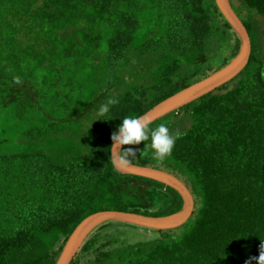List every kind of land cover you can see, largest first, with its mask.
Masks as SVG:
<instances>
[{
    "label": "trees",
    "instance_id": "obj_1",
    "mask_svg": "<svg viewBox=\"0 0 264 264\" xmlns=\"http://www.w3.org/2000/svg\"><path fill=\"white\" fill-rule=\"evenodd\" d=\"M229 2L251 35L246 65L149 123L174 134L188 120L163 162L150 139L123 146L138 150L132 162L178 176L195 196L192 215L129 243L100 230L127 223L99 224L70 264H245L259 256L264 0ZM238 45L215 0H0V264H55L74 226L97 210L179 211L178 191L114 168L111 135L126 116L221 68ZM109 98L118 103L102 116Z\"/></svg>",
    "mask_w": 264,
    "mask_h": 264
},
{
    "label": "water",
    "instance_id": "obj_2",
    "mask_svg": "<svg viewBox=\"0 0 264 264\" xmlns=\"http://www.w3.org/2000/svg\"><path fill=\"white\" fill-rule=\"evenodd\" d=\"M215 3L220 13L223 14L239 37L238 50L235 55L221 68L215 69L209 75L185 86L184 89L156 102L137 117H147L151 122L158 117L177 110L189 101L227 83L238 75L246 65L251 51L249 30L242 18L233 10L229 0H215ZM114 168L118 170L115 166ZM118 171L123 174L132 173L149 177L173 188L182 196L183 207L179 211L161 216L133 210H97L85 215L71 230L55 264H70L88 233L104 222L117 221L166 230L182 225L192 215L195 209V196L190 188L173 173L160 169V167L136 162H132L129 168Z\"/></svg>",
    "mask_w": 264,
    "mask_h": 264
},
{
    "label": "clouds",
    "instance_id": "obj_3",
    "mask_svg": "<svg viewBox=\"0 0 264 264\" xmlns=\"http://www.w3.org/2000/svg\"><path fill=\"white\" fill-rule=\"evenodd\" d=\"M118 100L109 98L106 103L101 104L99 114L105 115L110 110V105H115ZM150 121L147 117L126 116L118 126V131L111 135V162L118 170H124L132 165V160L137 157V149L132 147L124 148L125 145H138L141 142L151 140L153 158L158 162H163L169 157L175 147L176 140L183 134L176 131L170 132L165 123L159 124L155 129H150ZM146 147V146H145ZM143 150H140V154ZM255 260L257 264H264V242L259 245V256L250 257L245 264H252Z\"/></svg>",
    "mask_w": 264,
    "mask_h": 264
},
{
    "label": "rangeland",
    "instance_id": "obj_4",
    "mask_svg": "<svg viewBox=\"0 0 264 264\" xmlns=\"http://www.w3.org/2000/svg\"><path fill=\"white\" fill-rule=\"evenodd\" d=\"M240 15L244 18V20L248 19L247 16H245V12H241ZM159 121L164 122V119H159L157 121L154 120L153 125H155ZM187 124H188V120L185 119L184 121H181L180 122L181 126L175 127V131L176 130L181 131L183 129L185 130V128L187 127ZM94 229H92L91 231H93ZM100 230L109 231L110 234L117 236V241L119 240L120 243H129V242L143 240V239H146L152 236V234L156 235L155 232H157V230L153 228H147V227L138 226V225L135 226L129 223L128 224L112 223V224L105 225L104 227H101Z\"/></svg>",
    "mask_w": 264,
    "mask_h": 264
}]
</instances>
